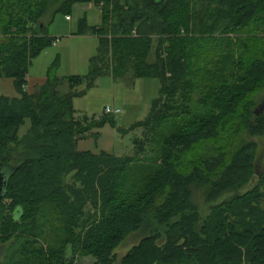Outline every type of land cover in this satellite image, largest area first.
Here are the masks:
<instances>
[{
	"label": "trees",
	"instance_id": "trees-1",
	"mask_svg": "<svg viewBox=\"0 0 264 264\" xmlns=\"http://www.w3.org/2000/svg\"><path fill=\"white\" fill-rule=\"evenodd\" d=\"M77 4L97 7L103 21L79 23V36L100 40L86 80L108 72L160 83L133 158L77 151L89 130L112 121H76L71 90L82 80L70 78L60 94L57 63L25 91L32 61L54 44L47 25ZM2 79L13 80L18 98L0 97V172L8 174L0 244L25 242L9 264H72L76 254L95 264H264V167L243 138L264 135L254 113L264 91V0H0ZM49 228L57 245L34 249L49 242ZM141 230L148 234L117 262L114 249Z\"/></svg>",
	"mask_w": 264,
	"mask_h": 264
},
{
	"label": "rangeland",
	"instance_id": "rangeland-1",
	"mask_svg": "<svg viewBox=\"0 0 264 264\" xmlns=\"http://www.w3.org/2000/svg\"><path fill=\"white\" fill-rule=\"evenodd\" d=\"M82 20L85 21L88 28H101L103 26L101 12L93 5L77 4L71 7L68 16L58 13L51 23L48 19L47 34L53 39L54 44L32 61L27 74L26 92L31 94L39 89L46 80L49 69L57 63L56 77L61 81L58 90L60 94L69 92L67 80L70 78L82 80V82L74 84L71 90L73 93L79 94L72 102L75 112L74 118L77 122L85 125V127L87 124L99 122L104 117V110L107 107L119 110L121 113L117 116H106L111 119L112 124L106 123L99 129L89 130L85 136L78 140L77 151L96 156L106 154L116 159L133 158L138 152L136 143L144 137V129L139 125L148 118L152 103L158 99L160 83L156 79H139L128 84L124 81L113 80L108 72L97 77L94 81L86 80L92 67L91 61L98 55L100 40L90 32L83 36L77 34L79 23ZM257 102L260 105L256 106L255 109L256 111L261 109V116L264 117V91L258 97ZM28 129L29 122L26 121L19 131V136L23 137ZM245 135L243 136L244 139L256 144V158L262 157L261 163L259 162L260 170H262L264 167V135L249 138ZM143 164L144 162L133 166L132 175L129 174L128 181L125 180L127 187H129L130 180H135L141 175L138 171ZM194 203L202 217L210 213L202 190L194 191ZM10 204L9 200L4 202L5 206ZM89 212L91 217L99 216V211L92 207H89ZM92 222L94 223V220H90L85 230L90 228ZM41 223L44 222L41 221ZM54 232L51 228L47 229L45 234H48L47 241L49 242L46 245L40 241L35 244L34 249L47 248L48 245L55 247L58 239ZM58 233L61 235L60 232ZM147 234V230H141L137 234L126 236L113 251L117 262L125 257L129 250ZM24 243V241H18L13 237L7 243L0 244V264H9L12 252L23 247ZM37 260L39 261V259L35 261L37 262ZM96 262V258L92 255L76 254L72 264H95Z\"/></svg>",
	"mask_w": 264,
	"mask_h": 264
},
{
	"label": "crops",
	"instance_id": "crops-1",
	"mask_svg": "<svg viewBox=\"0 0 264 264\" xmlns=\"http://www.w3.org/2000/svg\"><path fill=\"white\" fill-rule=\"evenodd\" d=\"M44 83H45V80H44L43 84ZM43 84H41L40 87ZM25 91H26V88H25ZM34 92H32L31 94H33ZM0 97L8 98V99H16V98H18V95H17L16 90L14 88L13 80L2 79L0 81Z\"/></svg>",
	"mask_w": 264,
	"mask_h": 264
},
{
	"label": "water",
	"instance_id": "water-1",
	"mask_svg": "<svg viewBox=\"0 0 264 264\" xmlns=\"http://www.w3.org/2000/svg\"><path fill=\"white\" fill-rule=\"evenodd\" d=\"M261 112L262 110L258 109L254 113L256 116H259ZM7 182H8L7 170H3L2 172H0V200H2L6 194Z\"/></svg>",
	"mask_w": 264,
	"mask_h": 264
},
{
	"label": "built area",
	"instance_id": "built-area-1",
	"mask_svg": "<svg viewBox=\"0 0 264 264\" xmlns=\"http://www.w3.org/2000/svg\"><path fill=\"white\" fill-rule=\"evenodd\" d=\"M67 20H69V18H67ZM104 114L107 116H117V115H120L121 113L119 110H113V109L107 107L104 110Z\"/></svg>",
	"mask_w": 264,
	"mask_h": 264
},
{
	"label": "bare ground",
	"instance_id": "bare-ground-1",
	"mask_svg": "<svg viewBox=\"0 0 264 264\" xmlns=\"http://www.w3.org/2000/svg\"><path fill=\"white\" fill-rule=\"evenodd\" d=\"M261 158V157H260Z\"/></svg>",
	"mask_w": 264,
	"mask_h": 264
}]
</instances>
